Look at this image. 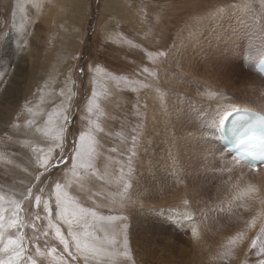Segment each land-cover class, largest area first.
Here are the masks:
<instances>
[{
	"label": "rangeland",
	"instance_id": "374dc122",
	"mask_svg": "<svg viewBox=\"0 0 264 264\" xmlns=\"http://www.w3.org/2000/svg\"><path fill=\"white\" fill-rule=\"evenodd\" d=\"M76 1L67 0L69 5L60 17L68 18L71 23L76 19V23L82 24L65 29L12 25L10 11L4 10L0 1V73H9L4 79L11 82L8 95L0 96V195L13 196L22 187L20 169L33 155V147L41 146L33 144L30 135H25L24 131L11 127L17 122L23 124V116L28 115L24 106L27 104L34 112L37 106L51 111L49 98L62 89L71 88L75 93L72 103L73 110L77 108L75 131L78 135L87 127V120H81V117L85 115L95 89L97 97L92 120L95 126L104 129V133H96L101 147L96 149L93 163L96 174L103 173L104 179L96 181V187L92 188V192L97 193L93 199L111 208V211L103 208V215L128 217L124 223L129 226L128 238L136 264H246L252 259L247 256L248 244L258 228L247 229L245 221L256 213L249 212L251 206L245 211L237 205L246 199L245 191L249 186L264 199V183L251 175L257 171L232 170L223 165L216 155L220 152L212 149L214 143L218 144L215 128L219 116L214 114L210 127H206L203 123L208 118L202 114V109L211 104L210 99L219 98V102L228 106L239 104L264 113V84L257 81L253 66L264 50V7L260 0ZM58 29L64 33H58ZM156 51L170 52V55L151 60L145 56L146 52L154 54ZM83 54L86 72L98 63L116 77L128 76L137 66L148 67L158 76L139 77L147 80L149 87L136 85L135 91L124 83L106 78L103 72L84 76L82 85L79 60ZM118 69L121 71H116ZM204 99L208 100L205 102ZM59 103L56 100V104ZM20 113L23 115L18 116ZM133 129L138 136L135 145L129 134ZM204 132L210 136L208 140ZM133 147L136 148L135 155L131 151ZM209 154H215L219 161ZM155 169H161L160 180L166 181L168 187L171 185L162 196L156 191V181L151 177L156 174ZM242 172L246 174L242 175ZM145 174L153 183L146 182L150 191L148 199L151 198L147 200L146 209L158 204L159 197L167 204L153 207L155 212L148 209L157 215L148 219H153L151 224L156 225L160 236L145 233L140 237L132 232L133 218L145 206H133L136 202L128 199L135 182L143 183L139 178ZM175 182L180 183V187ZM183 183L188 185L186 189ZM125 184L129 187L125 188ZM90 186L85 184L86 189ZM175 191L177 193L173 194ZM171 194L177 201L168 199ZM175 203L177 206H168ZM175 211L181 214L174 217ZM260 211L257 202L256 212ZM191 219L195 232L186 222ZM134 230L138 231L140 227L136 226ZM241 230L245 231L244 239L231 243ZM22 231L31 235V229ZM145 237L152 240L149 242ZM153 237L158 238L154 240ZM177 245L178 249L175 248ZM4 258L0 253V259ZM252 260L251 264H254L256 260ZM44 264H57V261L48 257Z\"/></svg>",
	"mask_w": 264,
	"mask_h": 264
},
{
	"label": "snow or ice",
	"instance_id": "6c2138e0",
	"mask_svg": "<svg viewBox=\"0 0 264 264\" xmlns=\"http://www.w3.org/2000/svg\"><path fill=\"white\" fill-rule=\"evenodd\" d=\"M260 4L264 7V0H260ZM169 55L170 52L166 54L162 51L145 53L150 60ZM102 72L106 78L124 83L133 91L136 85L149 87L148 81L139 77L158 76L148 67L137 66L131 69L128 76L116 77L98 63L89 67L87 72L80 66L81 76ZM8 75L7 72L0 73V96L8 95L11 82L4 79ZM95 82L94 79L93 84ZM74 95L68 88L49 98L51 111L37 106L34 112L26 104L24 108L28 115L23 116V124L17 122L11 125L17 131L30 135L33 144L41 146L33 147V155L20 169L23 173L19 176L22 187L13 196L0 195V253L5 257L0 259V264H44L48 257H54L57 264H136L128 238L129 226L124 223L128 217L103 215V208H109V211L111 208L93 199L97 193H93L92 188L96 187V181L104 179L103 173L96 174L93 163L96 149L101 147L96 133H104V129L95 126L92 120L97 93L93 89L85 115L81 117V120H87V127L78 135L73 113ZM56 100L60 103L56 104ZM129 134L135 145L138 140L136 130ZM131 151L136 154L135 147ZM253 159L256 162L251 167L257 171L259 166L264 165V153ZM128 163L130 166L131 157ZM85 184L91 186L86 189ZM124 186L129 187L128 184ZM245 196L244 202L237 205L238 209L249 211L251 206L249 212H256L257 202L261 209L246 220L245 225L247 229L258 228L248 249L257 257L255 264H264V199L251 186L246 189ZM86 201L92 202L86 205ZM25 228L31 229V235L22 231ZM244 237L245 231L241 230L231 243L242 241ZM246 264H251V261H246Z\"/></svg>",
	"mask_w": 264,
	"mask_h": 264
},
{
	"label": "bare ground",
	"instance_id": "6f19581e",
	"mask_svg": "<svg viewBox=\"0 0 264 264\" xmlns=\"http://www.w3.org/2000/svg\"><path fill=\"white\" fill-rule=\"evenodd\" d=\"M70 1V0H69ZM78 1V0H77ZM77 1H76V3H77ZM75 2V1H74ZM52 3V6H54V5H56V10H54V12H55V14L56 15H58L57 16V18L59 19V16L60 15H62V14H64L63 13V11L62 10H64V8H65V6L67 7L68 5H69V3L67 4V0H54L53 2H51ZM116 3V2H115ZM124 4V3H123ZM117 7H119V6H117ZM54 8V9H55ZM47 12V11H46ZM53 13V12H52ZM47 16H48V14H47ZM78 16V15H77ZM79 17V16H78ZM33 18V17H32ZM68 19V18H67ZM78 19V18H77ZM79 20V19H78ZM69 21V20H68ZM75 21L77 22V20L75 19ZM55 22H57V21H55ZM72 22V21H71ZM110 38V37H109ZM260 55V54H259ZM258 55V56H259ZM257 56V57H258ZM257 57H256V59H257ZM255 59V60H256ZM255 60H254V62H255ZM215 63V62H214ZM253 66H254V63H253ZM47 71V70H46ZM255 75V77L258 79L257 81L259 82V83H262V84H264V77H262L260 74H258V73H255L254 74ZM261 81V82H260ZM13 87V86H12ZM25 88V87H24ZM161 90V89H160ZM203 93V92H202ZM219 93V92H218ZM206 94V93H205ZM207 94H211V93H207ZM14 95V94H13ZM202 95V94H201ZM201 95H199V97L201 96ZM205 97H206V95H205ZM195 98H197V97H195ZM207 98H210V97H207ZM200 99V98H199ZM203 99V96H202V98H201V100ZM216 101H215V100ZM201 100H199V101H201ZM205 100V99H204ZM206 100H208V99H206ZM206 100H205V102H206ZM214 100V101H213ZM219 98H213L212 100L210 99L209 101L211 102V104H209V106H206L205 105V107L202 109V114L206 117V118H208L207 120H205L204 121V126L206 125V127H210V125H211V123L213 122H211L210 123V120L213 118L212 116L214 115V114H217L216 116L218 117L219 116V118L218 119H223V118H225L230 112H232V111H234V110H237V109H241V110H245V109H251V110H255V111H257V112H260L259 110H257V109H255V108H253V107H249V106H244V105H226L225 104V102L224 103H221V102H219ZM9 101V100H8ZM209 102V103H210ZM193 103H194V101H193ZM214 103H216L217 105H214ZM197 104H198V102H197ZM223 104H224V106H223ZM1 105V104H0ZM8 105V104H7ZM164 105V104H163ZM199 105V104H198ZM203 105V104H202ZM192 106H194L193 104H192ZM201 106V105H200ZM10 109V108H9ZM225 109H227V111H225ZM200 110V109H199ZM198 110V111H199ZM197 111V112H198ZM201 111V110H200ZM260 113H262V112H260ZM198 114V113H197ZM200 114V113H199ZM223 115V118H221V116ZM203 116V117H204ZM199 117V116H198ZM202 117V118H203ZM205 118V119H206ZM210 118V119H209ZM214 119V118H213ZM189 120V119H188ZM199 121H200V119H199ZM203 121V120H202ZM194 131H196V130H194ZM194 131H192V132H194ZM202 132V131H201ZM205 133V134H204ZM203 133V135H205L206 136V140H208L209 139V135L206 133V132H204ZM215 134H216V136L218 137V140L220 139V134L217 132V126H216V129H215ZM195 135V134H194ZM200 135V134H199ZM203 137V136H202ZM201 138V135H200V137H199V140H201L200 139ZM205 138V137H204ZM202 140H204V139H202ZM217 140V139H216ZM191 142V141H190ZM198 142V141H197ZM204 142H202V144H203ZM203 146V145H202ZM209 146V145H208ZM214 146L215 147H213L212 149H213V151L214 152H216V151H218V152H220V154L218 155L217 153H216V155L219 157V158H221V161L223 162V165L224 166H226V165H228V167L229 168H231L232 170H240V169H245V168H247L246 167V165L245 164H243L242 162H240L238 159H236V158H233V157H231L230 156V154L227 152V151H225L220 145H219V143L217 144V143H214ZM166 147V146H165ZM210 148V147H209ZM207 150H209V149H207ZM206 151V150H205ZM199 152V151H198ZM213 153V152H212ZM210 155V157L213 159H217V157H216V155L215 154H209ZM204 157V156H203ZM227 157V158H226ZM231 159H230V158ZM205 158V157H204ZM213 159V160H214ZM208 160H209V158H208ZM218 160V159H217ZM216 160V161H217ZM219 161V160H218ZM162 165V164H161ZM209 167V166H208ZM214 167V166H213ZM156 168V167H155ZM248 169V168H247ZM149 170H151V169H149ZM230 170V169H229ZM155 171H156V174H151L152 176V179H153V181L155 182V187H156V191L160 194L161 193V196H162V194L163 193H166L165 191H169V187L171 186H167L166 184H165V182H164V180H160L161 179V177H162V174H161V169H155ZM176 172H177V170H175ZM241 171V170H240ZM202 172V171H201ZM248 172H250V170L248 169ZM182 173H184V172H182ZM199 173V172H198ZM231 173H233V172H231ZM144 174V173H143ZM169 174V173H168ZM208 174V173H207ZM246 173H244V172H242V175H245ZM174 175H176V174H174ZM185 175H187V174H185ZM251 175H253V176H257L258 177V179H260L261 181H263V183H264V168H262V169H258L257 170V172H256V174H254V173H251ZM141 176V175H140ZM214 176H216V175H214ZM219 176V175H218ZM171 177V176H170ZM177 177V176H176ZM187 177H188V175H187ZM191 177V176H190ZM221 177V176H220ZM167 178V177H166ZM172 178H173V176H172ZM184 178H185V176H184ZM183 178V179H184ZM211 178V177H210ZM179 179V178H178ZM177 178H175V180H177V181H179ZM182 179V178H181ZM190 179V178H189ZM188 179V180H189ZM139 180L140 181H142L143 180V183L142 182H140L141 184H139V182H135L134 184H135V188H132L133 189V191L131 190V195L132 196H130L129 197V202H130V200H132L133 202H136L135 204H133V206L135 205H140L139 207H142V206H145V207H143L140 211H137L136 213V216H135V218H133V219H135V221H133V223H134V226H133V230H132V232H135L136 233V236H142L143 234H145V233H153V234H155V235H159L160 236V233L158 232V230H156V225L154 224V226L151 224V221L153 220H150V219H148V218H151V215H154V216H157L156 214H154V213H151L150 211H151V209L154 207L155 209H156V207L157 206H166L167 204H165L166 203V201L165 202H163V199H162V197H159V198H161L160 199V202L158 203V204H156V205H153L152 207H151V209H149V207H148V209L150 210H148V209H146V204L148 203L147 202V200H149V199H151V198H149L148 199V195H147V193H149L148 192V190L149 189H147L146 188V186H147V183L146 182H150L149 184H153L151 181H149V179L147 180V176H146V174L144 175V176H142L141 178H139ZM170 180H174V179H170ZM174 180V181H175ZM192 180V179H191ZM191 180H189L190 182H194V181H191ZM160 181V182H159ZM161 181H163V182H161ZM171 181V182H172ZM173 181V182H174ZM176 181V182H177ZM183 181V180H182ZM181 181V182H182ZM185 181L187 182V180L185 179ZM209 181V180H208ZM217 181V180H216ZM173 182H172V184H173ZM175 182V183H176ZM170 183V182H169ZM175 183H174V185H175ZM218 183V182H217ZM226 183V182H225ZM179 187H180V183H176ZM184 184V188H185V186H188V185H185V183H183ZM191 183H189V185H190ZM173 185V186H174ZM182 185V184H181ZM197 185V184H196ZM219 185V184H218ZM149 186V188H151L152 186L151 185H148ZM151 186V187H150ZM191 186H192V184H191ZM175 187V186H174ZM177 187V186H176ZM175 187V188H176ZM183 187V186H182ZM207 187V186H206ZM154 187H152L151 189H153ZM173 188V187H172ZM229 188V187H228ZM227 188V189H228ZM155 189V188H154ZM153 189V190H154ZM186 189V188H185ZM185 189H183L182 188V190H185ZM153 190H151V191H153ZM174 190H177V189H174ZM201 190V189H200ZM134 192V193H133ZM154 192V191H153ZM182 192H185V191H182ZM198 192H199V190H198ZM157 193V194H158ZM177 192L175 191V192H173V194H176ZM181 193V192H180ZM179 193V194H180ZM150 194V193H149ZM156 194V193H155ZM210 194V193H209ZM228 194H230V193H228ZM152 195V194H151ZM151 195H149V196H151ZM165 195V194H164ZM205 195H207V194H205ZM173 195L171 194V197L169 196V198L168 199H173V202L174 201H177L176 200V198L175 197H172ZM176 196V195H175ZM186 196V195H185ZM152 197H154V196H152ZM167 197V196H166ZM180 198V197H179ZM186 198V197H185ZM155 199H157V196H156V198ZM165 199V198H164ZM162 204H164V205H162ZM148 206H150V205H148ZM168 206H171V207H173V206H177L176 205V203H175V205L174 204H170V205H168ZM133 208V207H132ZM134 209V208H133ZM136 209H138V208H135V210ZM153 210V209H152ZM154 212H155V210H153ZM129 212V211H128ZM131 212H133V211H131ZM179 212V211H178ZM130 213V212H129ZM135 213V212H134ZM256 213V212H255ZM175 214H177L176 213V211H175ZM178 214H181L180 212L178 213ZM173 215L174 217H178L179 215ZM132 215V214H131ZM134 215V214H133ZM187 215V214H186ZM194 215V214H193ZM172 216V217H173ZM190 216H191V214H190ZM196 216V215H195ZM173 217V218H174ZM182 218H184L183 216H181ZM185 217H187V216H185ZM171 220L173 221V219L171 218ZM175 220H176V218H175ZM185 220V219H184ZM196 220V219H195ZM177 221H178V219H177ZM180 221H183V220H180ZM185 222V221H184ZM187 223H188V226H190L189 228H192L193 229V221H192V219L191 220H188V221H186ZM178 224H179V222H177ZM176 223V224H177ZM181 223V222H180ZM198 223V222H197ZM177 224V225H178ZM182 224V223H181ZM136 226H139L140 227V230H138V231H135L134 230V227H136ZM158 227V226H157ZM196 228V227H195ZM194 228V229H195ZM216 231V230H215ZM192 232V231H191ZM213 232H214V230H213ZM206 233V232H205ZM150 234H149V236H150ZM152 234V235H153ZM172 234V233H171ZM154 235V236H155ZM206 235V234H205ZM205 235H203L204 237H205ZM158 236V237H159ZM157 237V238H158ZM148 241H149V239L150 240H152L150 237L148 238V237H145ZM154 238V240H156L157 238L156 237H153ZM170 238V237H169ZM172 238H175V237H172ZM163 239V238H162ZM164 239H166V237L164 238ZM163 239V240H164ZM171 239V238H170ZM177 239V238H176ZM206 239V238H205ZM153 240V241H154ZM162 240V242H164ZM167 240V239H166ZM207 240H209V239H207ZM153 241H151V243L153 242ZM175 241V240H174ZM190 241V240H189ZM210 241V240H209ZM150 242V241H149ZM168 243L170 242V240L169 241H167ZM199 242H201V241H199ZM208 242V241H207ZM206 242V244H209V243H207ZM153 243H156V242H153ZM166 243V242H165ZM180 243V242H179ZM178 243V244H179ZM182 244V243H181ZM180 244V245H181ZM201 244V243H200ZM206 244H203V245H206ZM153 245V244H152ZM156 245V244H155ZM160 245L162 246V244L160 243ZM159 245V246H160ZM169 245V244H168ZM185 245V244H184ZM154 246V245H153ZM178 246V245H177ZM207 246V245H206ZM205 246V247H206ZM165 247H167V245L165 246ZM169 247V246H168ZM181 247V246H180ZM208 247H209V245H208ZM170 248V247H169ZM174 248V247H173ZM175 248H179V246L178 247H175ZM199 248V247H198ZM198 248H197V250L196 251H198ZM247 248V247H246ZM153 249H155V248H153ZM163 249V248H162ZM189 249V248H188ZM187 249V250H188ZM206 249V248H205ZM209 249V248H208ZM235 249V248H234ZM167 250V249H166ZM172 250H174V249H172ZM192 250V249H191ZM247 250V249H246ZM249 250V249H248ZM154 251V250H153ZM190 251V250H189ZM199 251H200V248H199ZM205 251V250H204ZM244 251H245V249H244ZM155 252V251H154ZM159 251H156V253H158ZM171 252V251H170ZM170 252H167L166 251V253H170ZM173 252V251H172ZM177 252H178V250H177ZM185 252L187 253V251H184V254H185ZM249 253L247 254V256L249 257V259H250V257L252 258V259H257V257L255 256V254L254 253H251L250 251H248ZM175 253V252H174ZM160 253H158V255H159ZM165 254V253H164ZM163 254V255H164ZM173 254V253H172ZM178 254V253H177ZM176 254V255H177ZM190 254V253H189ZM198 254V253H197ZM204 254V253H203ZM241 255H243V253H240ZM239 254V255H240ZM167 255H169V254H167ZM175 255V254H174ZM179 255V254H178ZM206 255V254H205ZM204 255V256H205ZM234 255V254H233ZM171 256V255H170ZM180 256V255H179ZM157 257H159V256H157ZM178 257V256H177ZM189 257H190V255H189ZM198 257V256H197ZM204 258V257H203ZM167 259H169V258H167ZM246 259V258H245ZM244 259V260H245ZM248 259V258H247ZM252 259H250L251 261H253ZM172 260H173V258H172ZM171 260V261H172ZM185 260V259H184ZM200 260V259H199ZM243 260V261H244ZM166 261H168V260H166ZM174 261H176V260H174ZM230 262V261H229ZM180 263V262H179ZM217 263V262H216ZM163 264V263H162ZM171 264V263H170ZM196 264V263H195ZM238 264V263H237ZM255 264V263H254Z\"/></svg>",
	"mask_w": 264,
	"mask_h": 264
},
{
	"label": "crops",
	"instance_id": "0c3cea01",
	"mask_svg": "<svg viewBox=\"0 0 264 264\" xmlns=\"http://www.w3.org/2000/svg\"><path fill=\"white\" fill-rule=\"evenodd\" d=\"M1 7L10 11V23L18 27H53V28H66L67 26L80 27L82 23H71L67 18L60 17L55 14L56 5L52 6L51 2L54 0H0ZM31 5V7H29ZM55 8V9H54ZM47 11V12H46ZM64 11V10H62ZM53 12V13H52ZM82 13V7L80 8ZM48 14V16H47ZM53 16L51 18L50 16ZM33 17V18H32ZM13 19V20H12ZM57 21V22H55ZM58 33H64L58 29Z\"/></svg>",
	"mask_w": 264,
	"mask_h": 264
},
{
	"label": "water",
	"instance_id": "95a60500",
	"mask_svg": "<svg viewBox=\"0 0 264 264\" xmlns=\"http://www.w3.org/2000/svg\"><path fill=\"white\" fill-rule=\"evenodd\" d=\"M88 41H89V36H88ZM83 57H84V54H83V56H81V58H80V60H79V65L81 66H83L84 67V61H83ZM82 77V85L84 84V76H81ZM73 113H74V115H75V118H76V115H77V108H75L74 110H73Z\"/></svg>",
	"mask_w": 264,
	"mask_h": 264
}]
</instances>
